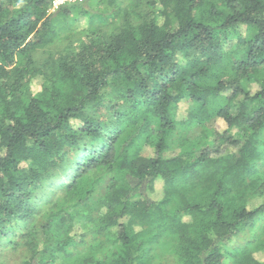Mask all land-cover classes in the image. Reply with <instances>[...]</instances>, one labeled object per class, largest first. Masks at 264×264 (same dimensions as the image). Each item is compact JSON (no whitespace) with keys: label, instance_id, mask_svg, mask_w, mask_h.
<instances>
[{"label":"trees","instance_id":"1","mask_svg":"<svg viewBox=\"0 0 264 264\" xmlns=\"http://www.w3.org/2000/svg\"><path fill=\"white\" fill-rule=\"evenodd\" d=\"M54 1L0 0V258L264 264V0Z\"/></svg>","mask_w":264,"mask_h":264},{"label":"rangeland","instance_id":"2","mask_svg":"<svg viewBox=\"0 0 264 264\" xmlns=\"http://www.w3.org/2000/svg\"><path fill=\"white\" fill-rule=\"evenodd\" d=\"M83 1L75 2V3H82ZM54 11L55 10H53V11L50 10L51 13H53ZM84 37H85L84 35L76 34L75 36H73L72 44H68V42H62L60 44H54V45L48 47L47 50H45V51H42V50L39 51L38 54H37V58L40 59V60H45L49 56L53 57V58H56L58 53L63 52L68 47L70 48V50H74L79 45L80 40L84 39ZM31 88H32V91L34 93L39 92L40 89H41V80H39V79L34 80L33 83H32ZM187 108H188V104L187 103H184V104H182L180 106V113H179V118L180 119H182L184 116H186ZM216 128L218 130H220L219 132H222L224 130V125L222 123L218 122V124L216 125ZM139 153L141 155L145 156V157H151L154 154L153 149L151 147H149L148 145H143L141 147ZM178 153H179V149L178 148H173V149H170L167 152H165L163 155H164V157L169 158V157L177 155ZM160 186H161V183H159L156 186V189H157L156 193L150 195V198L152 200H159L160 199V197H161V190H159ZM156 248L159 249V250H157L155 253L159 254V253L164 251L165 245L161 244L159 246H156ZM255 257L259 261L264 262V252L256 253ZM0 261H1L2 264H23L24 261H25V255H24L23 252L21 253L19 251L18 252H13V251H8L7 250L1 256Z\"/></svg>","mask_w":264,"mask_h":264},{"label":"built area","instance_id":"3","mask_svg":"<svg viewBox=\"0 0 264 264\" xmlns=\"http://www.w3.org/2000/svg\"><path fill=\"white\" fill-rule=\"evenodd\" d=\"M83 0H55L52 4L51 10H56L59 6L65 4V3H75V2H81Z\"/></svg>","mask_w":264,"mask_h":264}]
</instances>
